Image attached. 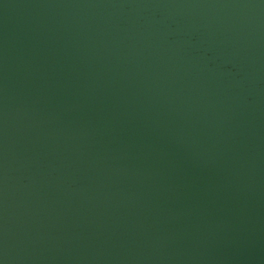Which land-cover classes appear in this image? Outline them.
<instances>
[{
    "label": "water",
    "instance_id": "1",
    "mask_svg": "<svg viewBox=\"0 0 264 264\" xmlns=\"http://www.w3.org/2000/svg\"><path fill=\"white\" fill-rule=\"evenodd\" d=\"M0 264H264V0H0Z\"/></svg>",
    "mask_w": 264,
    "mask_h": 264
}]
</instances>
